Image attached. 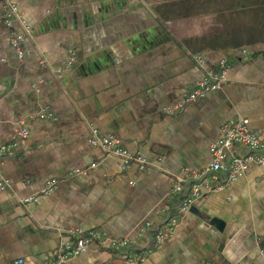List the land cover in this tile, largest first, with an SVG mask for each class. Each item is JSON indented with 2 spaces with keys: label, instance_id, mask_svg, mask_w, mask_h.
<instances>
[{
  "label": "crops",
  "instance_id": "1",
  "mask_svg": "<svg viewBox=\"0 0 264 264\" xmlns=\"http://www.w3.org/2000/svg\"><path fill=\"white\" fill-rule=\"evenodd\" d=\"M13 1L31 34L19 58L0 0V145L22 126L30 134L0 161L10 183L0 189V264H43L75 228L107 240L69 264H122L110 241L124 238L143 264H264V167L196 199L162 244L144 243L175 214V181L208 166L224 125L264 129V0ZM223 61V86L176 109ZM93 127L148 168L93 147ZM49 179L59 186L46 195Z\"/></svg>",
  "mask_w": 264,
  "mask_h": 264
},
{
  "label": "built area",
  "instance_id": "2",
  "mask_svg": "<svg viewBox=\"0 0 264 264\" xmlns=\"http://www.w3.org/2000/svg\"><path fill=\"white\" fill-rule=\"evenodd\" d=\"M4 24L10 30V45L14 48L19 58L26 55L24 41L31 34V29L22 20L18 5L13 0H4ZM22 23L24 32L14 30V23ZM202 63V58L197 57ZM74 58H70L67 66L72 67ZM228 64L223 61L217 69L209 70L204 77L197 81L193 87L185 93L184 98L176 109H183L185 106L207 96L209 93L219 90L227 77ZM172 111L173 109L168 108ZM43 116L52 117L51 113ZM30 131L27 127H21L11 139L0 145V161L12 156L20 141L29 137ZM88 142L93 146L102 149L105 153L121 159L125 168L136 166L140 170H145L149 166L146 157L134 154L129 151L120 139L113 135L103 134L98 128H92L88 137ZM211 161L202 171H189L187 178L177 180L173 185V194L182 195V201L177 213L171 215L161 226L154 229L152 236H145L148 229L152 228L151 223H147L140 237H144L147 247H157L166 239L170 238L177 227L180 217L190 211L195 200L199 197L221 190L227 184L236 181L243 176L252 166L264 167V129L255 131L248 119L238 118L222 128V135L209 146ZM93 166H95L93 164ZM223 174L224 176H222ZM9 181L0 177V189L10 187ZM59 186L57 179H49L46 182L43 193L48 195L54 193ZM33 200L28 198L26 201ZM68 240L63 241L53 253L52 257L43 264H69L71 260L87 253L95 243L105 244L107 240L105 234L99 230L84 231L81 228L70 229L67 232ZM136 242L128 238L110 241L111 249H129ZM122 264H143L145 256L139 251L126 252L122 256ZM12 264H26L20 258Z\"/></svg>",
  "mask_w": 264,
  "mask_h": 264
},
{
  "label": "trees",
  "instance_id": "3",
  "mask_svg": "<svg viewBox=\"0 0 264 264\" xmlns=\"http://www.w3.org/2000/svg\"><path fill=\"white\" fill-rule=\"evenodd\" d=\"M182 201V195H178L174 199V203L172 205V213H176L179 210L180 204ZM122 252L120 254L124 255L126 252H131V251H136L137 249L134 250V247L129 248V249H120Z\"/></svg>",
  "mask_w": 264,
  "mask_h": 264
}]
</instances>
